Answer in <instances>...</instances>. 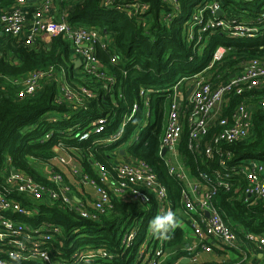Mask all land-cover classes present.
Here are the masks:
<instances>
[{"label": "trees", "instance_id": "1", "mask_svg": "<svg viewBox=\"0 0 264 264\" xmlns=\"http://www.w3.org/2000/svg\"><path fill=\"white\" fill-rule=\"evenodd\" d=\"M16 1L0 0V9L9 8ZM120 1L115 0L116 4ZM201 1L179 0V10L175 11L164 0H125V4L138 2L148 5L146 12L140 15L141 21L114 5L104 6V0L56 1V20L62 17L72 29L97 28L110 39L106 50L97 51L101 71L107 82L78 75L74 63L70 62V44L61 34L47 40L42 37L34 47L16 44L10 39L7 48L12 52L11 58L0 54V76L3 77L0 79V88H3L0 89V191L5 189L2 173L7 167V159L10 160L11 168L25 172L35 181L50 187L48 178L41 175L39 169L35 170L32 163L41 165L49 162L56 155V147H75L81 157L83 173L96 182L98 180L93 163L100 164L114 175L111 153L123 149L124 155L146 163L154 171L158 181L166 188L172 211L178 220L181 219L184 186L169 173L159 155L170 88L181 79L201 72L210 63L212 53L218 46L228 51L222 61L215 64L208 74L209 78L235 72L246 60L264 58V27H261L259 36L253 39L234 40L223 34H213L202 54L198 55L197 48L187 44L185 22ZM221 1L224 4L230 2ZM258 4L256 0H239L237 11L242 15V11H247V18H254L260 13ZM167 13H171L168 19ZM110 54L117 56L116 63L110 61ZM65 63L69 65L66 71L68 84L72 88L88 87L95 94L86 112L76 113L69 119L52 122L47 119L53 112L69 111L67 106L56 102L54 80H46L37 94L21 100L17 98V86L4 81L5 78H20L32 71L49 68L60 75ZM108 79H112L113 84ZM142 90L146 92V105L144 98L140 97ZM262 95L264 89L245 92L229 98L222 109L223 117L228 118L239 104L245 103L248 108L251 106L252 131L249 141L221 143L219 150L213 148L211 157H207L204 145L211 142L218 132V126H213L197 152H192L188 147L189 128L185 125L178 146L185 166L193 176L203 173L213 180L215 173L228 175V188L214 185L212 202L219 207L224 220L234 231L239 233V230H245L260 236H264V199L250 205L243 202L247 182L238 168L245 160L264 164V109L258 105ZM134 104L137 109L125 122L123 140L107 147L95 145L96 141L119 130ZM100 117L108 119L104 132L100 136L91 134L88 140L80 141L78 133ZM221 162L225 163L226 169L221 166ZM8 197L19 201L21 206L32 213L30 217H22L24 222L31 225L48 222L59 226L65 237V246L70 244L68 236L72 237L71 231L77 230L74 235H84L77 239L76 244L83 241L84 244L106 248L116 258L122 257L119 264H129L135 260V251L131 252L126 262L119 248L120 225L129 228L134 221L141 220L138 242L145 236L150 221L156 215L153 197L149 210L131 201H120L112 197L113 208L100 215L98 220L81 217L59 200L44 198L35 201L29 208L31 203L28 201L31 200H26L22 195L11 193ZM187 243L188 238L180 225L170 229L167 238H164L163 249L167 258L163 264L179 261L185 254Z\"/></svg>", "mask_w": 264, "mask_h": 264}, {"label": "built area", "instance_id": "2", "mask_svg": "<svg viewBox=\"0 0 264 264\" xmlns=\"http://www.w3.org/2000/svg\"><path fill=\"white\" fill-rule=\"evenodd\" d=\"M56 1L58 0H17L9 8L0 9L1 35L11 39L13 43L34 47L39 38L43 37L47 40L61 34L70 44L72 54L70 62L74 63L78 75L107 82L101 71L97 51L106 50L110 39L102 35L97 28L72 29L62 17L60 21H55ZM164 1L171 5V9L179 10V0ZM256 1H259V15L247 18V11H242L243 15L237 11L239 0H230L227 4L221 0H202L185 22L187 44L192 45L194 49L197 48V54L201 55L209 37L216 33L234 40L256 38L261 33V27H264V0ZM124 4L125 0L117 4L115 0H104V6L114 5L138 17L140 21V15L146 12L148 6L138 2ZM170 14L167 13L166 19ZM227 51V48L218 46L212 53L210 63L201 72L181 79L170 88L171 95L160 139L159 155L165 148V155L161 158L169 169V173L184 186L181 200L182 216L193 238L191 243L185 245V254L177 261L178 264H216L198 262L197 253L235 248L240 242L254 245L258 250L264 251V236L245 230H239V233L234 231V228L224 220L219 207L212 202L214 185L228 188L227 174L215 173L212 180L206 174L200 173L189 180L182 171L173 166L170 156L166 154L178 149L185 125L189 128L188 147L192 152H197L210 129L215 125L218 126V132L211 142L204 145V154L207 157H211L213 148L219 150L221 143L238 144L247 142L251 138V112L247 104H239L228 118L223 117L222 109L229 98L252 90L264 89V58L246 60L235 72L209 78L208 74L212 72L215 64L222 61ZM77 61L80 62L79 65H76ZM110 61L116 63L117 56L110 54ZM67 65L65 63L61 68L60 75L49 68L32 71L20 78H5L4 81L17 86V98L21 100L37 94L46 80H54L57 89L56 102L67 106L69 111L53 112L47 116V119L50 122L69 119L76 113L86 112L95 94L88 87L72 88L68 84ZM2 78L0 76V79ZM108 81L113 84L112 79ZM145 95L146 92L142 90L140 97L144 98L146 105ZM258 105L264 109V95L260 97ZM136 109L137 105L134 104L130 115L123 120L119 130L109 137L96 141L95 145L107 147L119 144L123 140L125 122L133 116ZM147 116L148 113H146ZM106 122L108 119L104 117L94 120L78 133L79 140L86 141L91 134L100 136L106 128ZM57 148L56 155L49 162L57 160L65 168L71 167L73 176L68 183L63 174L53 170L52 166L47 164L48 162L40 166L49 174L50 187L35 181L25 172L11 168L10 160L7 159V167L2 173V184L5 189L0 191V264L121 263L122 257L116 258L110 250L101 246L76 244V242L65 246V237L62 236L61 228L55 224L42 222L31 225L24 222L22 217H30L32 213L30 214V211L19 204V201L11 199L8 195L17 193L32 201L44 198L59 200L70 206L81 217L98 220L100 215L113 208L112 197H122L117 199L131 201L146 210H149L150 200L153 197L156 206L155 216L164 215L169 210L172 211L166 188L158 181L156 174L146 163L137 160L116 166L112 163L114 175L94 162L93 170L98 180L96 182L83 173L81 157L77 149L74 155L77 160L72 162L66 158L67 156L58 155L60 150ZM220 164L224 169L227 168L225 163ZM49 166L51 168L48 170ZM238 170L247 182L243 192V202L250 205L264 199V164L245 160ZM69 184L74 187L78 196L71 197L72 190ZM84 193L91 195L90 203L84 197ZM140 225L141 220L134 221L129 228L120 225L119 248L126 262L131 252L135 251L133 255L135 260L129 264H163L167 258L163 249L164 238L153 235L148 228L144 239L137 242ZM75 232L77 230L72 233ZM71 238V235L68 236L69 242ZM183 260L187 262L183 263Z\"/></svg>", "mask_w": 264, "mask_h": 264}, {"label": "crops", "instance_id": "3", "mask_svg": "<svg viewBox=\"0 0 264 264\" xmlns=\"http://www.w3.org/2000/svg\"><path fill=\"white\" fill-rule=\"evenodd\" d=\"M56 7V6H55ZM4 38L0 33V39ZM121 150H114L111 153L112 158L111 162L114 163L115 166L120 165L122 163H133L135 159L130 158L128 155L121 154ZM124 152V151H123ZM60 153V152H58ZM171 158V162L175 168L182 171L189 180H192L194 176L190 173L189 169L185 166L184 160L182 159L178 149H174L166 153ZM52 162V161H51ZM53 164L56 165L60 172L65 176L67 182L72 179V175L69 174L66 168L61 165L57 160H53ZM64 178V179H65ZM122 198V197H117ZM199 198V197H196ZM179 225L184 229L185 234L188 238V243H191L193 238H191V230L186 226L184 218L181 214V219L178 220ZM188 229V231H187ZM196 260L202 263H216V264H238V263H245V264H264V251L258 250L254 245L240 242L237 247L235 248H224L214 250L211 253H197ZM173 264H178L177 262Z\"/></svg>", "mask_w": 264, "mask_h": 264}, {"label": "rangeland", "instance_id": "4", "mask_svg": "<svg viewBox=\"0 0 264 264\" xmlns=\"http://www.w3.org/2000/svg\"><path fill=\"white\" fill-rule=\"evenodd\" d=\"M57 19V17H55L54 16V20L55 21H58V20H56ZM60 21V20H59ZM38 40H40V38L38 39ZM45 40V39H44ZM9 42H10V39H8V38H1L0 39V54L1 55H6V57L7 58H11V56H12V52H10L9 51V49L7 48V46L9 47ZM10 52V53H9ZM5 53V54H4ZM66 69H68V65H67V67H66ZM184 88H183V92H184ZM153 115H152V117H151V121H153ZM136 136H137V134H135ZM57 149H59L60 150V153H58V155H62V156H67L66 158H68L69 160H71L72 162H73V160H77V157H75L74 155H75V147H58ZM76 158V159H75ZM112 158H114V157H111V160H112ZM33 164V168L35 169V170H38L39 169V172H40V174L41 175H43L44 177H47L48 178V176H49V174L44 170V169H42L41 168V166L40 165H37L36 163H32ZM48 165H51L52 166V169L53 170H55V171H60V169L56 166V165H54L53 164V161L52 162H48L47 163ZM112 164V163H111ZM113 164H115V161H114V163ZM74 165L75 166H77V164L74 162ZM51 167L49 166V167H47V169L49 170ZM66 170H67V172L69 173V174H71L72 176H73V170H71V167L70 166H68V167H66ZM49 172V171H48ZM64 176V175H63ZM64 178H65V176H64ZM65 180H66V183H68L67 182V179L65 178ZM70 185V184H69ZM70 187H71V190H72V195H71V197L74 195V196H78L77 195V192L75 191V189H74V187L72 186V185H70ZM89 191V190H88ZM84 197L88 200V202L90 203L91 201H92V198H91V195H89V194H87V193H84ZM26 200H30V199H26ZM29 203H31L30 205H29V208L33 205V204H35V201H28ZM19 204H21L20 202H19ZM187 231H188V229H187ZM73 232V231H72ZM76 233V232H75ZM75 233H73V235H72V238H71V242H69L70 244L71 243H75L76 241H77V239H79V238H81L84 234L83 233H80V234H77V235H74ZM79 243H83V241L81 242H79Z\"/></svg>", "mask_w": 264, "mask_h": 264}, {"label": "clouds", "instance_id": "5", "mask_svg": "<svg viewBox=\"0 0 264 264\" xmlns=\"http://www.w3.org/2000/svg\"><path fill=\"white\" fill-rule=\"evenodd\" d=\"M179 221L176 214L169 210L164 215L155 216L149 223V228L153 235L159 238H167V233L170 229L176 228Z\"/></svg>", "mask_w": 264, "mask_h": 264}, {"label": "water", "instance_id": "6", "mask_svg": "<svg viewBox=\"0 0 264 264\" xmlns=\"http://www.w3.org/2000/svg\"><path fill=\"white\" fill-rule=\"evenodd\" d=\"M219 14H220V12H219ZM80 64V62L79 61H77L76 62V65H79ZM249 110H251V106H249ZM165 152H166V149L165 148H163L162 149V151H161V154H160V156L161 157H163L164 155H165ZM124 152L123 151H121V154H123ZM206 214H208V213H206ZM184 262L183 263H186L187 262V260H183Z\"/></svg>", "mask_w": 264, "mask_h": 264}]
</instances>
